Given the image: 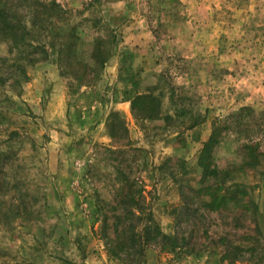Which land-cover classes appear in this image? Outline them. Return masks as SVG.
Returning a JSON list of instances; mask_svg holds the SVG:
<instances>
[{"label":"rangeland","instance_id":"374dc122","mask_svg":"<svg viewBox=\"0 0 264 264\" xmlns=\"http://www.w3.org/2000/svg\"><path fill=\"white\" fill-rule=\"evenodd\" d=\"M0 264H264V0H0Z\"/></svg>","mask_w":264,"mask_h":264},{"label":"trees","instance_id":"16d2710c","mask_svg":"<svg viewBox=\"0 0 264 264\" xmlns=\"http://www.w3.org/2000/svg\"><path fill=\"white\" fill-rule=\"evenodd\" d=\"M1 13H2V12H1ZM2 15H3V13H2ZM213 144H214V143H213V141L211 140L210 143L207 144V148H209V147H213ZM206 159H207V157H206V156H205V157L203 156L202 161H206ZM204 167H205V169H207V168H208V164L205 165ZM233 186H234V185H233ZM235 186H238V187H240V188H243V186H239V185H235ZM214 198H215V197H214ZM214 198H213V204L216 203V198H217V197H216L215 199H214ZM233 199H235L234 203H236V202L239 203V202H240V199H239V198H233ZM218 200H219V199H218ZM211 204H212V203H209V204H207V206H211Z\"/></svg>","mask_w":264,"mask_h":264}]
</instances>
